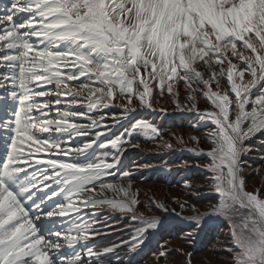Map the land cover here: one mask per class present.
<instances>
[{"label":"snow or ice","instance_id":"snow-or-ice-1","mask_svg":"<svg viewBox=\"0 0 264 264\" xmlns=\"http://www.w3.org/2000/svg\"><path fill=\"white\" fill-rule=\"evenodd\" d=\"M0 12V67L7 70L0 73V147L5 153L0 157V264H84L79 252L66 260L50 258V253L87 241L95 232L93 225L72 220L74 227L61 231L55 224L47 228L41 217L107 207L138 218V200L119 198L121 193L127 197L131 185L106 182V177L116 178L112 170L121 162L119 155L112 162L81 164L54 154L56 158L37 160L46 166L41 169L31 163L32 146L36 152L60 149L69 155L62 148L63 136L94 132L95 140L74 150L83 156L103 135L96 131L103 117L95 118L90 111L120 99L144 106L153 88L163 92L166 81L170 95L171 82L182 81L189 100L199 91L211 102L213 110L199 114L214 125L207 134V168L219 202L209 216L228 222L231 243L224 250L232 264H264V198L260 189L246 190L242 175V157L250 151L245 142L257 133L264 135V0H0ZM225 74L231 95L212 90L213 84L219 89L217 77ZM257 87L260 94L252 99ZM45 97L50 99H39ZM61 97L67 98L66 108L49 118L53 103H65ZM174 103L180 107L178 99ZM138 128L158 135L149 124H132V130ZM109 143L118 153L125 141L117 137ZM122 178L130 179V173L123 172ZM108 191L116 195L109 197ZM64 193L68 204L45 210L52 197ZM139 219L145 227L136 230L130 251L143 244L146 229L159 224L154 218ZM193 219L199 232L203 217ZM115 247H105L103 253ZM87 255L99 259L102 253L88 249ZM165 255L160 252V257Z\"/></svg>","mask_w":264,"mask_h":264},{"label":"rangeland","instance_id":"rangeland-1","mask_svg":"<svg viewBox=\"0 0 264 264\" xmlns=\"http://www.w3.org/2000/svg\"><path fill=\"white\" fill-rule=\"evenodd\" d=\"M198 86L196 85V84H192V88H197ZM200 87H202V85L200 86ZM199 91H197L196 93H195V96L197 95V93H198ZM177 93H178V96H177ZM200 93V92H199ZM172 94L173 95H171V96H169L170 97V99L171 100H174V99H179L180 97H187V94H189V89H188V87L183 83V84H180V87H178L177 89H175V90H173V92H172ZM175 96V97H174ZM263 162V163H262ZM262 166V169H263V167H264V160H262L261 161V163L260 164H258V166L256 167V168H258L259 169V167H261ZM255 176V174H250V176L245 180V183H248V184H254V182L256 181V182H258L259 180L258 179H254V180H251L252 179V177H254ZM256 176L258 177H261V175H260V171L256 174ZM253 182V183H252ZM260 182H261V184L262 185H264V178H262L261 177V179H260ZM149 182H141V183H138L137 185H139L140 184V187H139V189H138V193H137V196L136 195H131V199L132 198H135V199H137L138 200V203L136 204L137 206H141V207H144V208H146L147 209V211H149V208H153L152 206H151V202H153V197H155L154 196V193L155 192H152V191H149L148 190V188H150V190H156V191H158L159 192V194H160V196L162 197V198H164V200L165 201H167V202H165L164 203V205L165 206H170V203H168V201L169 202H175V201H172V200H176L177 199V197L179 196V195H184L185 194V192L184 191H182L183 189H181L182 187H185V186H180V190L179 191H177V190H171V189H169V188H167V189H162V188H152L151 186H150V184H148ZM148 185L150 186V187H148ZM189 186L187 187L189 190H191V187H196L195 189H197V190H202L203 188H205V187H203L204 186V184L202 185L200 182L198 183V185H192V184H188ZM256 185H259V184H256ZM143 188V190L141 191V189ZM258 189H260L261 190V194L264 192L263 190H264V188H261V186L260 187H258ZM149 192V193H148ZM155 195H156V193H155ZM157 196V195H156ZM189 196V198H190V195H188ZM145 198V200L146 201H144L143 199ZM208 198H206V199H202V200H200V199H197L196 200V204H195V207L196 208H192V210H194L195 209V212L194 213H192V214H196L195 216H200V215H202L201 214V210H203L204 208H198V206H200L201 204H202V202H205L206 200H207ZM190 201H192L193 199H189ZM185 210H186V208H185ZM154 213H157V211H153ZM213 212V211H212ZM215 247H219L218 245H214L213 246V248H212V250H210V251H207V252H204V253H201V254H197V255H195L194 257H193V255L190 257V260H191V263L192 264H212V262L213 261H215V260H217L218 261V264H225V262H227L226 260H223L222 259V257L223 256H220L218 253H220L219 251H217V249H215ZM174 260H176V264H180V261H181V264H183L182 263V260H181V257H178V258H176V259H174ZM187 263V262H186ZM155 264V263H154Z\"/></svg>","mask_w":264,"mask_h":264}]
</instances>
